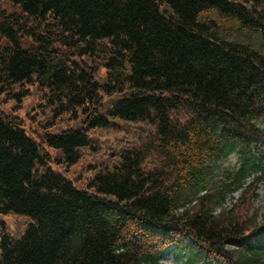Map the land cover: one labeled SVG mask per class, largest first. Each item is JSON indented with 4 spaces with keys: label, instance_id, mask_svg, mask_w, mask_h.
Masks as SVG:
<instances>
[{
    "label": "trees",
    "instance_id": "obj_1",
    "mask_svg": "<svg viewBox=\"0 0 264 264\" xmlns=\"http://www.w3.org/2000/svg\"><path fill=\"white\" fill-rule=\"evenodd\" d=\"M263 179L264 0H0V264H264Z\"/></svg>",
    "mask_w": 264,
    "mask_h": 264
},
{
    "label": "rangeland",
    "instance_id": "obj_2",
    "mask_svg": "<svg viewBox=\"0 0 264 264\" xmlns=\"http://www.w3.org/2000/svg\"><path fill=\"white\" fill-rule=\"evenodd\" d=\"M29 99L24 102V107L18 113L20 115H26L28 111ZM26 117V116H25ZM48 152L53 156L57 157L59 155L58 150L48 149ZM96 155L94 153H88L84 158L79 160L75 165L71 166L70 171H68L65 176L72 180L75 184L86 182L84 177H88L91 175L92 170H86L87 166L93 162V156ZM237 163L236 157L231 154L228 159L224 162V167L235 166ZM51 166L53 168L59 169L64 168V165L57 164L56 162L52 163ZM79 178V179H76ZM252 180V175L248 178V181ZM206 191H202V194H205ZM241 190H236L230 194H228L224 201V208H230L240 197ZM255 199L254 206L259 212V220L261 223H264V181L258 185V192ZM3 221L7 226V230L9 233H14L16 236H19L24 232V224L28 221L26 217H19L16 214L5 215L3 216ZM185 262V258H181L180 260H176L173 251L166 252L162 257L163 264H182Z\"/></svg>",
    "mask_w": 264,
    "mask_h": 264
}]
</instances>
